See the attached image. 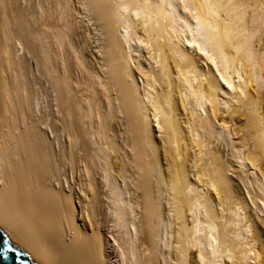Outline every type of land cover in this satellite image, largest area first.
Here are the masks:
<instances>
[{"label": "bare ground", "instance_id": "obj_1", "mask_svg": "<svg viewBox=\"0 0 264 264\" xmlns=\"http://www.w3.org/2000/svg\"><path fill=\"white\" fill-rule=\"evenodd\" d=\"M0 228L39 264H264V0H0Z\"/></svg>", "mask_w": 264, "mask_h": 264}, {"label": "rangeland", "instance_id": "obj_2", "mask_svg": "<svg viewBox=\"0 0 264 264\" xmlns=\"http://www.w3.org/2000/svg\"><path fill=\"white\" fill-rule=\"evenodd\" d=\"M85 21H86V19H85ZM83 27L84 28H82L81 30H82V32L84 31V30H88L89 29V31L88 32H91V35H90V37L88 38V40H89V43L90 42H93V41H96L97 40V38L99 37V32H98V30H95V28L92 26V24L91 23H85L84 25H83ZM97 35V36H96ZM98 43V42H97ZM96 43V44H97ZM96 44H92V45H90L89 44V47H88V49H87V51L89 52V53H91V52H94V46L96 45ZM141 56H140V60L143 62V63H147L148 62V60H149V56H148V54H147V51H146V49L143 47L142 49H141ZM226 116V115H225ZM153 130H154V133L156 134V136H158V129L156 128V126H153ZM232 137V136H231ZM230 137V138H231ZM233 139V137L231 138V140ZM228 143L227 142H225V141H222V140H218V141H215V143H214V147L216 148V149H218L219 150V152L221 153L220 155L222 156V158H223V160L224 161H226V162H229V163H231L232 165H233V169H236V170H238V172L237 171H233V169H231V173L229 174L231 177H233L232 179L236 182V183H240V181H239V178L243 175V174H245L246 176H247V178H248V183L249 182H252L251 180H255L256 179V177H257V173L256 172H253L251 169H250V166L247 164V163H245V167L243 166V167H241V166H239V163H237L234 159H232L231 157H230V146L229 145H227ZM258 178V177H257ZM241 184V183H240ZM239 184V185H240ZM241 186V189H242V193H244L245 194V189H243L244 187L242 186V185H240ZM250 186H252V183L250 184ZM251 188H253V187H251ZM254 189V188H253Z\"/></svg>", "mask_w": 264, "mask_h": 264}, {"label": "water", "instance_id": "obj_3", "mask_svg": "<svg viewBox=\"0 0 264 264\" xmlns=\"http://www.w3.org/2000/svg\"><path fill=\"white\" fill-rule=\"evenodd\" d=\"M0 264H39L0 228Z\"/></svg>", "mask_w": 264, "mask_h": 264}]
</instances>
